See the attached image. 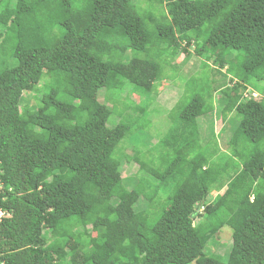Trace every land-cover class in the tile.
I'll list each match as a JSON object with an SVG mask.
<instances>
[{"label": "trees", "instance_id": "1", "mask_svg": "<svg viewBox=\"0 0 264 264\" xmlns=\"http://www.w3.org/2000/svg\"><path fill=\"white\" fill-rule=\"evenodd\" d=\"M141 3L165 9L158 24L148 25L153 10ZM1 14L9 24L0 48L10 44L15 65L0 61V264H264V89L235 105V129L217 153L189 129L213 111L205 87L211 102L194 98L176 121L189 136L176 160L161 177L145 169L158 184L145 180L122 199L115 150L131 126L123 118L108 128L110 109L97 98L101 88L121 91L122 82L150 93L161 66L123 62L125 54L186 52L182 43L210 53L235 90L264 82V0H0ZM231 52L242 53L234 67ZM48 72V91L35 109H22L23 94ZM222 176L223 193L205 205ZM168 182L174 190L159 203ZM142 197L148 205L138 211ZM224 226L231 248L222 260L205 250L211 254L207 246Z\"/></svg>", "mask_w": 264, "mask_h": 264}, {"label": "rangeland", "instance_id": "2", "mask_svg": "<svg viewBox=\"0 0 264 264\" xmlns=\"http://www.w3.org/2000/svg\"><path fill=\"white\" fill-rule=\"evenodd\" d=\"M140 7L145 12L153 10V15L148 13L147 15L150 16H146L148 25L158 24L160 15L165 13L162 6H150L141 3ZM8 24L9 17L1 14L0 34H2V37H0V44L4 35H6L5 26ZM198 44L204 52H211L213 56L219 53V48L216 46L203 45L201 41ZM182 48H185L186 52L180 49L172 53L152 48L147 52L128 51L125 54L123 62H128L131 58L136 57L153 60L161 66L163 70L162 78L154 83L150 93L142 94L126 82H122L123 88L121 91L108 92L103 88L98 91V101L108 107L111 112L106 124L107 127H114L123 118H125L123 122L131 126L130 134L115 150L116 159H121L124 186L117 194V199H122L132 189H140L142 182L145 180H150L154 186L158 184V181L152 179V175L150 173L148 175L145 169L161 177V174L171 165V162L176 160L177 150L189 140L188 132L182 130V125H176V121L179 120L184 105L194 98L199 97L207 103L211 102L203 95L205 87L213 90V111L210 114L201 116L199 119L191 120L189 129L194 138H200L199 143L201 145L206 144L205 146L209 151L215 150L217 153L225 150L232 137L236 126L233 115L235 105L242 98L257 97L254 88L260 95H263L264 82L254 83L250 88L235 90L232 79L218 67L217 63H214L213 58L209 57L210 53L198 56L195 53L196 44L184 47V43H182ZM10 49L9 43L0 48V61H4L7 67L15 65V62L8 58ZM241 58L242 53L231 52L228 58L230 65L228 64V66L234 67ZM51 77L52 73L48 72L46 78H44L46 80H42L36 91L23 94L22 109L26 106L35 109L40 96L48 91L47 78ZM71 119L78 122L80 116L76 111H72ZM242 141L243 137L239 135L234 145L240 147ZM138 159L144 163L146 168L139 164ZM202 162L199 167L202 166ZM227 182L226 177H220L204 204L214 203L216 196L223 193ZM167 184V188L165 190L160 189L157 194L156 199L159 203L174 190L172 182ZM154 190L157 189L152 187L146 193L151 194ZM147 205V200L142 197L136 210H144ZM197 211L200 214L201 207ZM200 220L201 218H196L193 220V224L196 225ZM230 237L229 227L224 226L207 246L211 254H208L207 250H205V253L208 256L224 260L230 252Z\"/></svg>", "mask_w": 264, "mask_h": 264}, {"label": "built area", "instance_id": "3", "mask_svg": "<svg viewBox=\"0 0 264 264\" xmlns=\"http://www.w3.org/2000/svg\"><path fill=\"white\" fill-rule=\"evenodd\" d=\"M0 214H1V215H0V218H1V216H2V213L0 212Z\"/></svg>", "mask_w": 264, "mask_h": 264}]
</instances>
